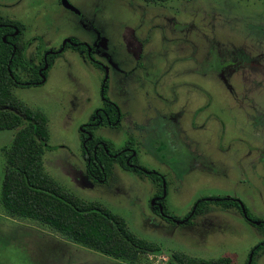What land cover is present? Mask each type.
Instances as JSON below:
<instances>
[{"label": "rangeland", "instance_id": "374dc122", "mask_svg": "<svg viewBox=\"0 0 264 264\" xmlns=\"http://www.w3.org/2000/svg\"><path fill=\"white\" fill-rule=\"evenodd\" d=\"M68 1L74 10L61 0H0V19L23 24L26 61L40 64L44 50H57L41 83L12 93L47 116L44 171L160 249L127 262L11 216L0 203V264H167L174 251L264 264V231L236 207L208 202L191 211L200 199L232 197L264 221V0ZM68 38L92 60L61 49ZM103 97L116 104L115 124L89 127L99 108L109 110ZM83 125L112 151L131 146L162 181L117 161L106 180L92 179ZM13 134L0 130V193ZM161 182L166 209L188 221L156 213Z\"/></svg>", "mask_w": 264, "mask_h": 264}, {"label": "trees", "instance_id": "16d2710c", "mask_svg": "<svg viewBox=\"0 0 264 264\" xmlns=\"http://www.w3.org/2000/svg\"><path fill=\"white\" fill-rule=\"evenodd\" d=\"M0 21L6 23L0 26V130H14L10 145L3 149L6 157L0 203L5 212L14 217L41 222L74 243L127 262H135L143 253H156L160 249L159 245L135 235L122 216L98 201H87L76 196L44 171L42 155L44 149L50 147L47 143L49 138L47 116L17 98L12 89L13 86H30L41 81V74L46 75L47 70L42 69L41 74L38 70L43 68L45 63L49 67L53 55H48L46 62L40 64L26 61L25 47L21 44L23 24L18 20ZM7 23H12L14 27ZM15 30H18L17 34H14ZM66 45L73 48L67 43ZM18 68L21 71L17 70ZM22 71L26 73L24 79L20 77ZM113 107L111 108L114 109ZM81 136L85 137L82 133ZM94 140L87 143L91 159L87 166L90 177L99 179L108 177L113 160L127 169L139 171L127 165L126 159L130 153L126 151L113 159L103 151L99 154L98 150L94 157L92 153ZM112 152L109 149V153ZM129 161L137 162L136 157L130 158ZM98 163H101L103 168ZM148 175L158 182L161 181L156 173L150 172ZM161 190L160 183L159 192ZM208 202L223 207L234 206L240 210V205L235 200L201 199L194 208L195 213L202 209L203 203ZM162 204L163 215L154 207L156 213L169 221H172V218L176 219L166 209L164 201ZM247 214L253 217L248 211ZM260 226L264 231V223ZM167 264H232V259L227 255L207 259L174 251Z\"/></svg>", "mask_w": 264, "mask_h": 264}, {"label": "flooded vegetation", "instance_id": "af4514ba", "mask_svg": "<svg viewBox=\"0 0 264 264\" xmlns=\"http://www.w3.org/2000/svg\"><path fill=\"white\" fill-rule=\"evenodd\" d=\"M72 10V9H71ZM6 23L5 22H2V21H0V26H2V25H5ZM7 25H9V26H11V27H14V25L12 24V23H7ZM18 33V30H15V32H14V34H17ZM11 34V33H10ZM3 38H4V40H5V35L3 36ZM66 43L67 44H69V46L71 45V46H73V49H76V50H81V51H84V52H86V57L88 58V59H90V60H92V57H91V55H90V51L88 50L87 51V49H86V46H85V44H81V43H79L78 41H76V40H72V39H70V42H65L63 45H62V47H61V49L63 48V50L65 49V48H68L67 47V45H66ZM79 45H81V47H77V46H79ZM57 53V50H44V54H43V58H42V62H46V57L48 56V55H50V54H52L53 56H54V54H56ZM31 62V61H30ZM42 62H40V63H42ZM45 64H47V63H45ZM95 64H97V63H95ZM47 66H48V64H47ZM46 66V67H47ZM42 69L43 68H41V69H39L38 71H39V74H41V71H42ZM45 69V68H44ZM48 69V67L45 69V70H47ZM41 75H43V74H41ZM44 77H45V75H43ZM42 81H38L37 83H35V84H38V83H41ZM103 90H104V87H103V89H102V92H103ZM103 99H104V102H105V104H107V105H109L110 107H109V110L107 109V108H105V107H101V108H99L97 111H96V116L98 117V120H97V122H91V121H89L88 123H86L89 127H93V126H95V125H98V124H103V123H108V124H110V125H113V124H115V121H116V119H117V117H118V110H117V107H116V104H114V103H112L111 101H109V99H107V98H104L103 97ZM115 108H114V107ZM111 107H113L114 109H112ZM112 115H114V118L112 119ZM98 123V124H97ZM81 133H82V135H84L85 137L84 138H82V136H81V144H82V147H83V158H84V160H85V162H86V166H88L89 165V163H90V161H91V159H90V155H89V149H88V146H87V143H88V141H91L92 139H95L94 141V144H93V148H92V153H93V155H94V157H95V152L96 151H98L99 152V154H101L102 153V151L104 152V153H106L108 156H109V158H116V156L118 155V154H120V153H122V152H124V151H126V152H128V153H130L129 154V156H128V158L126 159V163H127V165L129 166V168H135V169H138L139 171H137V172H139V173H142V174H146V175H148L151 171H149L146 167H144L143 165H140L139 163H138V161H137V158H136V163H134V162H130L129 161V159L130 158H132V157H136V153L134 152L133 153V149H132V147L131 146H129V145H125V147L122 149V150H116V151H113L111 154L109 153V146L107 147L106 146V141L104 140V139H102L101 137H95L93 134H92V131H90V130H88L87 129V126H85V125H83L82 127H81ZM98 161V160H97ZM99 162V161H98ZM114 162H116V161H112L111 162V170H112V165H113V163ZM118 162V161H117ZM99 164V166L100 167H102L103 168V166L101 165V163H98ZM120 164V163H119ZM130 170H133V169H130ZM88 171V170H87ZM133 171H135V170H133ZM153 173H155V172H153ZM88 174H89V172H88ZM157 174V173H156ZM90 176V175H89ZM158 176H159V178H160V180L162 181V179H161V176L158 174ZM92 178V177H91ZM92 179H94V180H99V181H104V180H106L107 179V176L106 177H104V178H102V179H99V178H92ZM161 185H162V182H161ZM164 190V191H163ZM164 196H165V188L164 189H162L161 190V192H159V190H158V192L157 193H155V195L153 196V200H155L154 201V204H152V207L154 208H156V209H158L159 210V204L160 205H162V207H163V204H162V201L164 200ZM155 198V199H154ZM228 199H230V200H235V201H237L238 202V204L240 205V200H238L237 198H232V197H212V198H203L202 200H228ZM201 200V199H200ZM198 203V202H197ZM196 203V204H197ZM242 203V202H241ZM196 204L194 205V207H193V209L191 210L192 211V215L195 213V210H194V208L196 207ZM243 204V203H242ZM244 205V204H243ZM230 207H234V206H230ZM244 208H245V210H246V214H247V208L245 207V205H244ZM238 209V208H237ZM240 213L244 216V218L250 223V224H252V225H254V226H257V227H260L261 228V224H263L264 223V221H261V220H259L258 218H256V217H251V216H249L248 214H247V217L243 214V212H242V209H241V206H240ZM249 212V211H248ZM191 213V212H190ZM161 215H163V213H160ZM191 215V216H192ZM168 216V215H167ZM169 217V216H168ZM188 216H185V218H183V219H175V218H172V221H174V222H176L177 220H178V222H185V221H188L189 219V217L187 218Z\"/></svg>", "mask_w": 264, "mask_h": 264}, {"label": "water", "instance_id": "95a60500", "mask_svg": "<svg viewBox=\"0 0 264 264\" xmlns=\"http://www.w3.org/2000/svg\"><path fill=\"white\" fill-rule=\"evenodd\" d=\"M61 3H62L63 6L69 8V9L74 10V7L69 3L68 0H61ZM65 42H70V39H69V38L66 39ZM65 42H64V43H65ZM64 43H63V44H64ZM46 66H47V64L44 65L43 69L46 68ZM43 80H44V76L42 75L41 81H43ZM163 189H164V187H163ZM163 191H164V190H163ZM154 201H155V200H153V204H154ZM240 206H241V209H242L243 214L247 217L246 210H245V208H244V205H243L241 202H240ZM158 207H159L160 213H163V207H162V205L159 204Z\"/></svg>", "mask_w": 264, "mask_h": 264}]
</instances>
